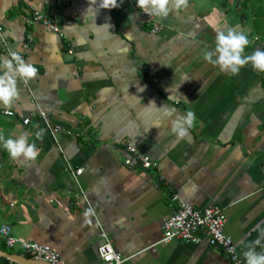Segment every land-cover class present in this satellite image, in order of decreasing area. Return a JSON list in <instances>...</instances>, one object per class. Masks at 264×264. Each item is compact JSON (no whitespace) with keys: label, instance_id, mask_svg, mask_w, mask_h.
<instances>
[{"label":"crops","instance_id":"obj_1","mask_svg":"<svg viewBox=\"0 0 264 264\" xmlns=\"http://www.w3.org/2000/svg\"><path fill=\"white\" fill-rule=\"evenodd\" d=\"M136 1L0 0V73L13 51L38 68L17 78L12 104L0 103V135H25L40 149L25 159L0 147V226L63 264H99L101 232L129 257L122 264H230L205 242H159L176 194L195 208L222 206L224 233L246 264L250 246L264 251V239L254 244L264 227V72L249 62L233 75L203 53L228 28L248 36L245 55L264 49V29L234 0H186L154 16L162 28L152 33ZM35 11L57 30L33 21ZM39 111L71 134L55 141ZM187 111L196 120L178 138L172 121ZM124 138L157 166L141 168ZM1 251L27 257L0 236ZM0 264L19 263L0 256Z\"/></svg>","mask_w":264,"mask_h":264},{"label":"built area","instance_id":"obj_2","mask_svg":"<svg viewBox=\"0 0 264 264\" xmlns=\"http://www.w3.org/2000/svg\"><path fill=\"white\" fill-rule=\"evenodd\" d=\"M133 8L139 10L150 32L158 33L161 30L162 25L155 21L153 15L144 13V11L137 6V1L133 4ZM32 20L41 22L49 28L57 30L53 19L47 14L35 11L32 15ZM31 40L32 38L28 37V42L23 44L24 49L28 47V43H30ZM3 113L10 115L12 112L4 110ZM37 116L55 141L57 134L60 132L71 134V132L62 125L52 121L45 112L39 111ZM30 121L31 118L29 117L22 118L24 124H29ZM120 144L139 162L141 168L151 169L157 166L156 162L140 154L130 139L124 138L120 140ZM124 163L126 165L131 164V159H125ZM69 170L74 179L77 178L82 171L81 168L73 169L71 167H69ZM168 206L171 212L162 221L160 243H167L174 239L194 244L205 242L209 246L220 249L223 254L227 256L230 264H242L235 243L230 236L224 233L225 215L222 206L212 203L201 209L195 208L179 200L176 194H171L169 196ZM0 236L3 238V242L8 250L19 247L20 250L32 260H39L48 264H63V261L56 251L46 245L23 240L12 235L9 227L6 225L0 226ZM100 238L102 244L99 247V264H122L129 258L122 256L114 250L109 237L104 232L100 233Z\"/></svg>","mask_w":264,"mask_h":264},{"label":"clouds","instance_id":"obj_3","mask_svg":"<svg viewBox=\"0 0 264 264\" xmlns=\"http://www.w3.org/2000/svg\"><path fill=\"white\" fill-rule=\"evenodd\" d=\"M116 5L117 0H112V6ZM137 6L146 14L163 18L173 9L179 10L186 6V0H137ZM248 43V36L244 31L228 28L227 31L217 33L215 47L206 50L203 56L207 61L220 65L221 70L233 75L238 74L240 68L249 62L254 70L264 72V49H256L251 54L245 55ZM10 55V59H3L2 66L5 70L0 73V103L4 105L12 104L17 96V78H33L38 72V68L32 63L25 62L19 52L13 51ZM195 120V112L187 111L172 121L171 131L178 138L183 137ZM44 131L43 128L39 129L35 133L36 137L42 138ZM0 147L13 158L35 159L40 152L36 143H30L25 135L16 138H4L0 135ZM255 230L259 232V236L254 244H260L261 239H264V227L258 224ZM244 257L246 264H264V251H257L255 247L250 246L244 252Z\"/></svg>","mask_w":264,"mask_h":264},{"label":"trees","instance_id":"obj_4","mask_svg":"<svg viewBox=\"0 0 264 264\" xmlns=\"http://www.w3.org/2000/svg\"><path fill=\"white\" fill-rule=\"evenodd\" d=\"M242 16L253 15L254 25L260 31L264 29V0H241Z\"/></svg>","mask_w":264,"mask_h":264},{"label":"water","instance_id":"obj_5","mask_svg":"<svg viewBox=\"0 0 264 264\" xmlns=\"http://www.w3.org/2000/svg\"><path fill=\"white\" fill-rule=\"evenodd\" d=\"M0 256L7 258L8 260L19 264H48L39 260H32L22 255L10 254L8 252L1 251Z\"/></svg>","mask_w":264,"mask_h":264},{"label":"rangeland","instance_id":"obj_6","mask_svg":"<svg viewBox=\"0 0 264 264\" xmlns=\"http://www.w3.org/2000/svg\"><path fill=\"white\" fill-rule=\"evenodd\" d=\"M241 0H234V3L237 4L239 6ZM250 17H253V15H250Z\"/></svg>","mask_w":264,"mask_h":264}]
</instances>
